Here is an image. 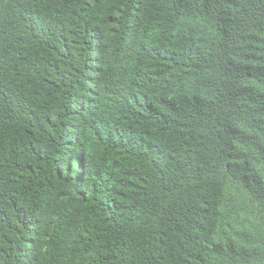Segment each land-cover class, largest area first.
<instances>
[{"label":"trees","instance_id":"1","mask_svg":"<svg viewBox=\"0 0 264 264\" xmlns=\"http://www.w3.org/2000/svg\"><path fill=\"white\" fill-rule=\"evenodd\" d=\"M0 264H264V0H0Z\"/></svg>","mask_w":264,"mask_h":264}]
</instances>
